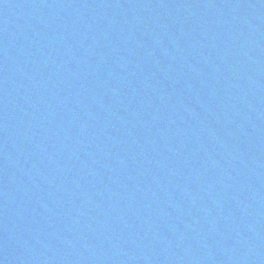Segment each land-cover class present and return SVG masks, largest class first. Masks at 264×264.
<instances>
[{"label":"water","instance_id":"water-1","mask_svg":"<svg viewBox=\"0 0 264 264\" xmlns=\"http://www.w3.org/2000/svg\"><path fill=\"white\" fill-rule=\"evenodd\" d=\"M0 264H264V0H0Z\"/></svg>","mask_w":264,"mask_h":264}]
</instances>
